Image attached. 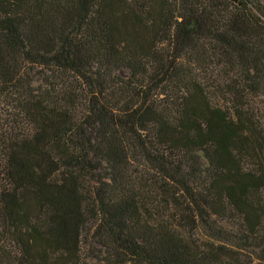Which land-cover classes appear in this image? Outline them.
I'll return each instance as SVG.
<instances>
[{"label": "trees", "instance_id": "obj_1", "mask_svg": "<svg viewBox=\"0 0 264 264\" xmlns=\"http://www.w3.org/2000/svg\"><path fill=\"white\" fill-rule=\"evenodd\" d=\"M0 99V264H264L263 0H0Z\"/></svg>", "mask_w": 264, "mask_h": 264}, {"label": "rangeland", "instance_id": "obj_2", "mask_svg": "<svg viewBox=\"0 0 264 264\" xmlns=\"http://www.w3.org/2000/svg\"><path fill=\"white\" fill-rule=\"evenodd\" d=\"M264 1V0H263ZM120 74L123 76V77H125L126 76V72H120ZM4 104H3V99H0V113L1 112H3L5 109H6V107L4 108Z\"/></svg>", "mask_w": 264, "mask_h": 264}]
</instances>
